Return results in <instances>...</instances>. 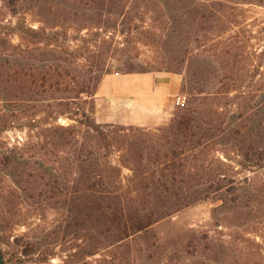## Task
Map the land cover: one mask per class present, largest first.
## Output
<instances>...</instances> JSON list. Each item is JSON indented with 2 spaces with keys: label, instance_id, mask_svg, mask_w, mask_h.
<instances>
[{
  "label": "rangeland",
  "instance_id": "374dc122",
  "mask_svg": "<svg viewBox=\"0 0 264 264\" xmlns=\"http://www.w3.org/2000/svg\"><path fill=\"white\" fill-rule=\"evenodd\" d=\"M88 1L0 0V257L264 264V0H115L113 13ZM149 72L182 76L164 121L112 127L97 117L105 76ZM21 79L36 80L35 101L22 100ZM178 114L193 118L185 139L171 127ZM60 126L71 144L44 131ZM180 142L184 167L168 173L182 187L165 195L159 166ZM84 149L117 167L107 173L135 196L145 231L116 239L102 210L61 197L54 178ZM77 173L64 176L71 186Z\"/></svg>",
  "mask_w": 264,
  "mask_h": 264
},
{
  "label": "trees",
  "instance_id": "16d2710c",
  "mask_svg": "<svg viewBox=\"0 0 264 264\" xmlns=\"http://www.w3.org/2000/svg\"><path fill=\"white\" fill-rule=\"evenodd\" d=\"M106 0H99L100 7L104 11L105 8L108 7V12L113 13L112 8L116 6L115 0H109L106 2H110L109 4L105 3ZM90 2H98V0H90ZM33 33H39L41 31L32 29ZM15 81L18 82V79L15 78ZM37 85L36 80L34 79H21L20 80V91L25 95L22 98L23 101H35V97L33 96L34 88ZM186 108V107H184ZM184 108L180 107L181 110ZM179 117V114H178ZM176 119L173 124H171L172 128L176 129V133L174 137L178 139H185L188 134V130L193 126V118L183 117ZM110 126H115V124H110ZM173 125V126H172ZM88 126L90 127V131L94 133L101 132L106 134L105 131L101 129L100 124H96L93 122H89ZM125 130H130L131 128H122ZM71 128L67 127H53L52 129H46L45 132L53 131L61 138V143H65L67 145L71 144L70 139L68 141L63 140L67 131H71ZM108 133H115L116 131H112L109 129ZM106 135H109V134ZM69 137V136H68ZM59 138V140H60ZM177 150L172 151V154L164 153L163 157L165 161L160 163L159 169L161 168L162 173L160 174L158 180L155 182L159 188H162L165 195H168L171 185L182 187V184L179 178H177L176 173H168L169 169H179L184 167L182 153H179V149L182 148L181 142L176 143ZM83 152L73 160L72 170L63 171L62 176H56L54 178V183L56 188L60 191L61 197H66L69 199L71 195L75 200L80 202H88L90 208L93 210H102V214L104 215V221L106 223L111 222L109 227V231L114 237L117 239H123L137 231H145L149 222L142 221L140 218H134L132 216L131 210H133L134 204H136V199L134 195H129V193L123 191L124 189L120 187V185L116 184L115 181L111 179V175L107 173L108 166L110 168L117 169L116 166L111 164L107 165L103 163L102 158L98 156L96 151H88L85 153V149ZM172 155V159H171ZM178 159V160H177ZM75 170L78 171V176L74 181L72 186L71 183H67V178L64 176H69V174H74ZM117 176L120 178L121 170L118 168ZM156 203H163V199L165 197H159Z\"/></svg>",
  "mask_w": 264,
  "mask_h": 264
},
{
  "label": "crops",
  "instance_id": "0c3cea01",
  "mask_svg": "<svg viewBox=\"0 0 264 264\" xmlns=\"http://www.w3.org/2000/svg\"><path fill=\"white\" fill-rule=\"evenodd\" d=\"M181 85V75L167 72L107 75L97 93L96 115L106 123L157 125L178 103Z\"/></svg>",
  "mask_w": 264,
  "mask_h": 264
},
{
  "label": "water",
  "instance_id": "95a60500",
  "mask_svg": "<svg viewBox=\"0 0 264 264\" xmlns=\"http://www.w3.org/2000/svg\"><path fill=\"white\" fill-rule=\"evenodd\" d=\"M0 264H5L4 259L0 257Z\"/></svg>",
  "mask_w": 264,
  "mask_h": 264
}]
</instances>
